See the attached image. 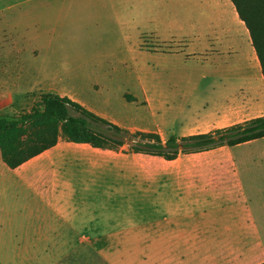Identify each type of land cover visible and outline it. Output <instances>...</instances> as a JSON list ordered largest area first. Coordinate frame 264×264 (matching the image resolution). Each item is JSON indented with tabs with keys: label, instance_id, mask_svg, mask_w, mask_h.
I'll list each match as a JSON object with an SVG mask.
<instances>
[{
	"label": "crops",
	"instance_id": "0c3cea01",
	"mask_svg": "<svg viewBox=\"0 0 264 264\" xmlns=\"http://www.w3.org/2000/svg\"><path fill=\"white\" fill-rule=\"evenodd\" d=\"M56 1L0 0V116L29 110L48 92L92 111L80 92L66 88V69L51 76L53 30L40 12ZM228 1L97 0L122 39L129 28L146 25L161 45L207 47L199 54L207 69L177 77L166 89H138L134 101L142 98L154 124L126 130L164 141L264 117V76ZM169 6L189 16L186 26L166 31ZM154 158L63 139L15 169L0 155V251H51V236L61 235L79 237L73 250L112 253L95 264L264 263V138L173 161Z\"/></svg>",
	"mask_w": 264,
	"mask_h": 264
},
{
	"label": "rangeland",
	"instance_id": "374dc122",
	"mask_svg": "<svg viewBox=\"0 0 264 264\" xmlns=\"http://www.w3.org/2000/svg\"><path fill=\"white\" fill-rule=\"evenodd\" d=\"M96 3L97 0H61L56 1L49 11L41 5V20L51 21L53 30L51 50H48L51 52V76L66 69L70 73L66 88L71 92H80L90 104L91 112L97 116L106 117L124 129L152 128L153 112L144 107L142 98L134 101L138 89L143 84L166 89L177 77L186 78L207 69V64L201 62L204 56L199 55L207 47L196 41L161 45L152 34V27L146 25L129 28V38L122 39L121 32L109 18L110 10L106 5L100 7ZM188 19L183 10L169 6L162 26L168 31L173 26H186ZM117 36L120 40H113ZM176 48L184 49L186 55H164ZM94 128L106 135L111 134L104 125H94ZM155 160L162 161L160 158ZM71 243H80L79 237L51 236V251L45 252H15L8 246L6 251H0V264L19 260L95 264L112 255L73 250Z\"/></svg>",
	"mask_w": 264,
	"mask_h": 264
},
{
	"label": "trees",
	"instance_id": "16d2710c",
	"mask_svg": "<svg viewBox=\"0 0 264 264\" xmlns=\"http://www.w3.org/2000/svg\"><path fill=\"white\" fill-rule=\"evenodd\" d=\"M244 22L264 76V0H230ZM75 113L77 115H73ZM104 125L106 135L94 125ZM264 138V117L228 128L185 137L130 132L97 116L67 97L48 92L29 109L0 116V155L10 169L56 145L59 139L126 154H142L173 161L181 154H195L222 146H235ZM127 147V150L124 148ZM264 264V263H262Z\"/></svg>",
	"mask_w": 264,
	"mask_h": 264
}]
</instances>
